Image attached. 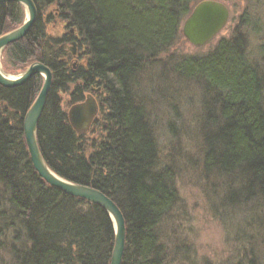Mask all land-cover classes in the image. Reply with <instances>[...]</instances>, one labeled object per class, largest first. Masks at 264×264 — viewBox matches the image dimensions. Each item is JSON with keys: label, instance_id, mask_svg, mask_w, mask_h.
Instances as JSON below:
<instances>
[{"label": "trees", "instance_id": "obj_1", "mask_svg": "<svg viewBox=\"0 0 264 264\" xmlns=\"http://www.w3.org/2000/svg\"><path fill=\"white\" fill-rule=\"evenodd\" d=\"M37 19L2 56L20 72L41 62L53 83L39 121L41 153L61 177L101 190L126 220L122 264H170L160 224L177 201L172 167H160L141 73L179 38L181 22L201 0H33ZM54 7L69 32L50 36L44 12ZM24 7L0 3V35L23 24ZM77 41L78 55L69 45ZM264 53V45L262 46ZM200 88L202 167L221 183L224 209L264 224V71L251 61L241 33L220 38L207 53L174 65ZM151 78H154L150 76ZM43 85L41 75L0 85V261L5 264H110L115 229L100 205L68 195L36 171L24 117ZM70 103L99 98L89 141L68 118ZM7 259H4V256Z\"/></svg>", "mask_w": 264, "mask_h": 264}, {"label": "rangeland", "instance_id": "obj_2", "mask_svg": "<svg viewBox=\"0 0 264 264\" xmlns=\"http://www.w3.org/2000/svg\"><path fill=\"white\" fill-rule=\"evenodd\" d=\"M218 1L227 5L230 17L226 27L209 44L199 47L189 43L182 34L181 22L177 41L160 55L153 67L146 68L140 75L144 86L150 82L153 87L160 86L148 89L146 110L158 147L160 167H172L177 191V201L159 227L170 264H264V224L249 219L252 216L233 207L224 209L221 183L209 177L202 167L200 88L181 81L173 69L182 57L207 53L220 38L241 33L251 61L264 71V0ZM53 9L44 12V17L53 14V20L47 23V32L61 37L69 29ZM69 49H74L75 56L78 55L76 40ZM0 66L8 76H18L25 71L10 70L3 56ZM89 94L92 93H87L84 101ZM92 95L99 104V98ZM61 96L69 111L73 105L69 94ZM97 118L101 120V116ZM95 130L97 126L92 125L85 133L89 141L98 136ZM0 264H5V260Z\"/></svg>", "mask_w": 264, "mask_h": 264}, {"label": "water", "instance_id": "obj_3", "mask_svg": "<svg viewBox=\"0 0 264 264\" xmlns=\"http://www.w3.org/2000/svg\"><path fill=\"white\" fill-rule=\"evenodd\" d=\"M7 2L21 4L25 9L26 19L20 27L0 35V58L9 44L22 39L28 34L38 16V9L33 0H0V3ZM229 17L230 11L225 3L218 0H201L184 19L182 34L192 45L205 46L226 27ZM73 45H75V42H73ZM71 50L75 55V50ZM35 75L43 77V85L23 121L25 141L34 168L40 177L51 186L68 195L100 205L109 213L115 229V243L110 264H122L126 247L127 228L124 214L119 206L101 190L75 183L55 173L46 163L41 153L37 130L53 83L51 69L44 63L35 62L18 76L10 77L2 72L0 66V85L4 87L22 85ZM98 111L99 105L95 97L89 94L85 101L75 103L70 107L68 118L77 132L86 133L95 121Z\"/></svg>", "mask_w": 264, "mask_h": 264}, {"label": "bare ground", "instance_id": "obj_4", "mask_svg": "<svg viewBox=\"0 0 264 264\" xmlns=\"http://www.w3.org/2000/svg\"><path fill=\"white\" fill-rule=\"evenodd\" d=\"M2 70V69H1ZM2 72H3V70H2ZM4 73V72H3ZM5 74V73H4ZM10 77H15V76H10ZM115 202V201H114ZM116 203V202H115Z\"/></svg>", "mask_w": 264, "mask_h": 264}]
</instances>
